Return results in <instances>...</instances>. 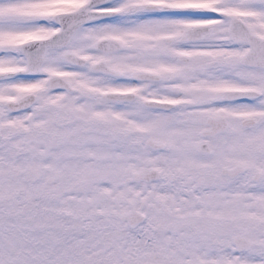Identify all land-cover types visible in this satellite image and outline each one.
Here are the masks:
<instances>
[{
    "label": "snow or ice",
    "instance_id": "snow-or-ice-1",
    "mask_svg": "<svg viewBox=\"0 0 264 264\" xmlns=\"http://www.w3.org/2000/svg\"><path fill=\"white\" fill-rule=\"evenodd\" d=\"M0 264H264V0H0Z\"/></svg>",
    "mask_w": 264,
    "mask_h": 264
}]
</instances>
